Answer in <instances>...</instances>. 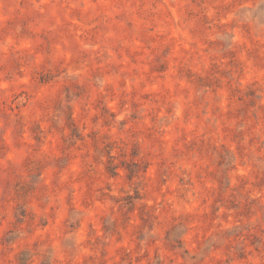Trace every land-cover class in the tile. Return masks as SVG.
<instances>
[{
  "label": "rangeland",
  "instance_id": "1",
  "mask_svg": "<svg viewBox=\"0 0 264 264\" xmlns=\"http://www.w3.org/2000/svg\"><path fill=\"white\" fill-rule=\"evenodd\" d=\"M0 264H264V0H0Z\"/></svg>",
  "mask_w": 264,
  "mask_h": 264
}]
</instances>
